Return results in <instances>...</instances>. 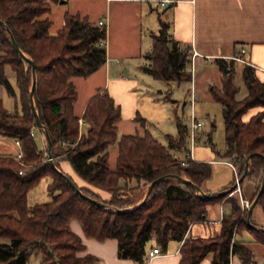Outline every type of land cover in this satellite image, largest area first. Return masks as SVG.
<instances>
[{"label":"trees","instance_id":"16d2710c","mask_svg":"<svg viewBox=\"0 0 264 264\" xmlns=\"http://www.w3.org/2000/svg\"><path fill=\"white\" fill-rule=\"evenodd\" d=\"M58 1L0 0V19L4 23L0 24V84L15 100L9 110L0 98V134L20 141L25 163L0 155V264H26L31 253L40 254V264H101L92 254L77 255L84 244L69 228L73 218L81 222L88 236L116 238L118 256L137 262L147 260L150 240L162 250L169 239H176L182 240L179 264H198L209 251L213 253L210 264H229L234 253L245 264H256L251 250L233 239L234 232L245 229L264 244V231L253 228L246 220L247 209L244 218L238 219L240 200L229 193L200 195L192 184L174 177L179 175L200 186L211 173L209 162L189 160L187 165L181 164L183 157L175 152L187 148V126L179 117L177 134L167 135V146L148 131L118 136L119 106L106 91H101L86 102L82 113L86 128L79 132L78 116L73 110L76 90L70 77L87 76L105 62V45L101 41L105 40L106 27L88 16L67 12L62 27L51 34L52 22L44 15L50 11L51 3ZM160 25L159 33L153 35L151 63L145 69L165 81L190 80L186 64L191 51L188 47L179 49L175 43L170 45L166 24ZM9 33L20 51L35 63L33 103L48 132L51 159L42 156L35 134H31L32 129L43 133L47 151L44 129L37 126L29 99L31 65L14 48ZM214 61L222 71L220 86L211 88L212 97L222 105L226 148L221 156L235 164L239 175L252 153L245 177L260 172L262 179L264 112H257L247 121L242 120V114L252 106H264V82L256 77L252 66L245 64L242 79L247 93L237 99L238 86L229 63L224 58ZM6 66L14 72V84L5 73ZM136 119L145 123L141 116ZM113 144L117 145V157L111 168L108 149ZM62 160L68 161L84 180L85 184L78 185L68 175L84 196L57 170H61ZM166 174L141 201L148 184ZM45 176L51 178L47 184L49 200L29 206V190ZM131 180L143 183L129 185ZM96 188L109 196L103 197ZM224 198L232 204L231 212L223 214L218 230L209 236L190 234L192 222L206 219L207 205ZM257 204L264 212V188ZM251 223L254 224L252 218Z\"/></svg>","mask_w":264,"mask_h":264},{"label":"crops","instance_id":"0c3cea01","mask_svg":"<svg viewBox=\"0 0 264 264\" xmlns=\"http://www.w3.org/2000/svg\"><path fill=\"white\" fill-rule=\"evenodd\" d=\"M74 2L81 4V12L74 8V11L68 13L85 15L93 21L102 19L106 27L104 40L105 62L87 76L73 75L79 81L90 79L92 80L90 85H93V94L84 100L83 104L78 107L79 109L76 108L78 99L77 86L73 81V76L70 77L76 90L73 110L78 118H82L88 99L101 91H106L112 97L114 103L119 106L121 118L116 123L117 131L124 120L131 119L135 121L136 116H141L138 113L140 105L138 101L137 87L139 82L137 76L140 74L154 78L145 68L151 63L149 54L152 50L153 35L159 33L161 22L166 24V34L170 45L175 43L179 49L188 47L192 53V61L194 57L196 60L197 56H200L205 60H209L210 64L215 66L219 75L217 83L213 85L220 86V78L222 76L220 67L214 61L215 58H224L229 63L233 81L238 86L237 99H241L247 93L242 79V70L245 64L252 66L256 77L264 82V0H169L162 6L158 3V0H65L64 3L72 4ZM56 3H51V9ZM89 5L91 8L97 7V12H101V14L91 13ZM65 13L63 14V23ZM44 17L47 16L44 15ZM194 51L196 52L195 55H193ZM234 56H238L240 59H235ZM186 71L191 74V79L186 80L191 85L193 81V63L191 61L186 64ZM161 81L165 83L166 89L159 90L160 95L154 98L158 101L170 100L168 98L170 86L179 84L183 80ZM12 83H15V79ZM240 83L244 86L243 92L240 91ZM213 85L210 87V93ZM189 92L191 93V87ZM239 94L240 96H238ZM172 100L174 101V99ZM260 111L264 112V106H252L242 114V120L247 121L252 115ZM245 113L246 116L244 117ZM141 117L145 120L143 124H147L148 120L146 117ZM85 128L86 123L79 126V132L84 131ZM145 131L152 135L147 128H144L143 133ZM168 134H166V139ZM176 134L177 131L175 134L170 135L176 136ZM36 138H38L43 148L42 134L37 133ZM197 140H199L198 134L196 136ZM164 145H168V140L167 144ZM200 148L201 146H198V149ZM204 148L208 152L206 154L201 153L194 161L209 162L213 164V167L210 176L201 182L200 187L203 191L211 194L229 188L236 176L238 177V172H234L228 158L221 156L225 149L218 151L214 145L211 149L207 146H204ZM17 151L18 147L15 144V138L0 134V155L10 156ZM176 154L181 156V150H176ZM116 157L117 154L113 165L110 164L108 158L111 168L115 166ZM60 165L64 173L71 176L74 180H79L81 184H85L84 180L74 172L68 161L62 160ZM222 171L224 172L221 173ZM242 181L238 184L239 190L234 188L229 193L232 195L239 193L241 196L240 204L241 199H247L243 198L241 194ZM257 205L256 203L251 210V218L258 224H264V218L259 219L255 211ZM227 211L228 206L224 202L209 204L207 206V219L191 223L189 233L208 236L212 232H209L208 228L204 227V224H214L215 229L218 230L220 218ZM197 224H201V226ZM68 225L70 230L78 235L84 244V248L78 251L77 255L92 254L101 264H179L181 258L180 247L182 240L169 239L166 247L160 250V254L149 260L137 262L130 258L118 256V241L116 238L98 239L88 236L85 234L81 222L75 218L71 219ZM234 239L242 241L251 250L253 262L264 264V244L257 242L247 231L242 232L238 238L235 234ZM152 246L159 247L153 239L147 243L148 251ZM254 247L255 249L258 248L259 253H256ZM31 254L38 257L35 264H40V254L39 256L35 253ZM212 256V251H209L200 259L198 264H210ZM29 258L26 264L29 262ZM229 264L245 263L238 254L234 253L230 255Z\"/></svg>","mask_w":264,"mask_h":264},{"label":"rangeland","instance_id":"374dc122","mask_svg":"<svg viewBox=\"0 0 264 264\" xmlns=\"http://www.w3.org/2000/svg\"><path fill=\"white\" fill-rule=\"evenodd\" d=\"M64 2L58 1L56 5L52 7L51 11L45 14V16H47L48 19L51 20L52 22L49 28V31L51 33H55L62 26L63 14L66 11L71 12L74 11L73 10L74 8H77L78 11L81 12L80 7L82 6L80 3L74 2L72 4L69 3L66 4ZM88 7L91 13H95L97 15L101 14V12H97V7L91 8L90 5ZM189 61L193 63L192 84L190 85V83H187L186 80H183L179 84H172L170 86V94L168 96L170 100L158 101L154 99L155 97H157V95H160L159 90L166 89V85L163 81L159 79H154L152 77H149L148 75L139 74L137 76L139 82V85L137 87L138 97H139L138 101L140 105L139 106L140 108L138 109V113L139 115L146 117L148 122L147 124H143L138 119H136L135 121L131 119H126L119 125V130L117 131L118 136L122 135V133L142 134L144 128H147L155 138H157L163 144H167L166 134L167 133L175 134L177 131L176 117H179L183 123L189 126L190 115H191L190 100L192 98L194 115L196 116L197 119L201 120L203 123V125L197 129V132L200 131L199 133H197L199 135V140L197 141L195 140L194 142L195 159L201 153L206 154L208 152V150L205 149L204 146L205 147L207 146L209 147V149H211L212 146L214 145L215 149H217L218 151H223L225 149L226 143H225V134H224L222 105L219 101L215 100L210 93L211 85L217 83L218 81L219 72L214 65L210 64L209 60H205L200 56H197L196 60L194 57L192 61V53ZM5 73L9 78V80L13 82L14 72L10 69L9 66H6ZM73 81L77 86L78 99L76 103V108L79 109L78 107H80L83 104L84 100L93 94V85L92 84L90 85V82H92V80L89 79V80L79 81V79H77L76 76H73ZM240 86H241L240 91L243 92L244 91L243 84L240 83ZM190 87H191V93L189 92ZM213 87L215 88L218 86L213 85L212 88ZM238 96H240V94ZM0 98L2 99L3 105L7 109H13L15 105V100L12 96H10L6 92L5 88L1 84H0ZM172 99H174V101ZM245 116L246 113L244 114V117ZM33 131L35 137L37 133H41L43 136L42 132L36 129H34ZM208 136L210 139L208 138ZM36 140L39 146V150H42L41 153L42 156H44L43 152L45 151V138L43 136V144H44L43 148L41 147V143L38 140V138H36ZM198 146H201V148L198 149ZM185 150L184 151L181 150V157L184 156ZM116 154H117V145L113 144L109 147V161L111 165L114 164ZM212 167L213 164L211 163V170ZM223 172L224 171H222L221 173ZM260 179H261L260 172L258 174H254L253 176L245 177L243 179L242 181L243 185L241 186V194L243 198H247V200H249L250 202V199L254 195L255 190L260 186L261 183ZM50 180L51 178L49 176H45L34 187H32L29 190L27 196V202L29 206H32L34 203L45 202L49 200L47 184L50 182ZM75 181L78 185L81 184L79 180H75ZM137 183L141 184L143 183V181L141 180L137 182L135 180H131L129 182V185H133ZM96 192H99L100 195L106 198L109 196L108 193H105L104 191H101L97 188H96ZM228 196L229 195H227L226 197ZM240 197L241 196L239 193L231 196V198H234L235 200L238 199L240 200ZM222 202L226 203V206H228V211L226 213L230 214L232 204L228 201H225V198L219 202L212 204H219ZM246 209L247 208L242 209L241 207L238 219L244 218ZM255 211L257 212L259 219L264 218L263 211L259 207V205L256 206ZM221 218H220V224H221ZM196 221H203V220H196ZM253 221L257 226L264 227V224H258L255 222V220ZM197 225L201 226V224H197ZM204 227H207L209 232H212L211 234H208V236L214 234L217 231L215 229L214 224H204ZM244 231L246 230L239 229L236 233L234 232L233 239L235 234L238 238V236ZM193 235L196 234L194 233ZM255 251L256 253H259L258 248H256ZM29 257H28L29 262L27 264H35L38 257H36V255L34 254H30Z\"/></svg>","mask_w":264,"mask_h":264},{"label":"water","instance_id":"95a60500","mask_svg":"<svg viewBox=\"0 0 264 264\" xmlns=\"http://www.w3.org/2000/svg\"><path fill=\"white\" fill-rule=\"evenodd\" d=\"M60 2H64V0H59ZM0 24H4L3 21L0 19ZM9 36H10V39H11V42L14 46V48L19 52V54L21 56H23L24 59H26L30 65H31V70H32V75H33V81H32V84H31V87H30V91H29V99H30V103H31V108H32V112L35 116V120H36V124L38 127H42L44 129V134H45V137L47 139V154L49 156V158L51 159V147H50V140H49V136H48V132L47 130L43 127L41 121H40V118L36 112V109H35V106H34V103H33V90H34V83H35V80H34V76H35V63L32 59L28 58L27 56H25L19 49L18 45L16 44V41L14 40V37L12 36L11 33H9ZM228 70V69H226ZM252 153L249 154L246 158V163L244 165V168L242 170V172L238 175L237 179L235 180L234 184L231 185L229 188L225 189V190H222V191H219V192H216L214 194H206L204 193V191L202 190V188L199 186V185H196L194 184L191 180L187 179V178H183L179 175H174L175 178H177L178 180H181L182 182H187V183H190L192 184L197 192L200 194V195H204L206 197H210V196H214V195H222V194H227V193H230L234 188H236V186L243 180V178L245 177V175L247 174L248 172V160L249 158L251 157ZM261 156L263 157V162H264V156L261 154ZM62 175L63 177L65 178V180L71 185V187L76 191L78 192L79 194H81L82 196H84V194L80 191V189L78 188V186L75 184V182L64 172H62L61 170L57 169ZM167 176L166 175H161L157 178H155L154 180H152L147 188H146V191H145V194H144V197L141 201H143L147 195L149 194L153 184L158 181L159 179L163 178ZM263 188H264V167H263V174H262V179H261V183H260V186L257 190V193L256 195L254 196L253 200L251 201V203L249 204V207L247 208L246 210V220L247 222L255 229H260V230H263L264 231V227H259V226H256L255 224H252L251 223V210L252 208L254 207V205L257 203V199L259 197V195L261 194V192L263 191ZM88 200H90L91 202H94L96 204H99V205H102V206H106L105 203L101 202V201H98L94 198H91L89 196H85Z\"/></svg>","mask_w":264,"mask_h":264},{"label":"built area","instance_id":"2783aa9c","mask_svg":"<svg viewBox=\"0 0 264 264\" xmlns=\"http://www.w3.org/2000/svg\"><path fill=\"white\" fill-rule=\"evenodd\" d=\"M166 1H169V0H158V3L162 6L164 5V3ZM98 24H104V21L102 19L98 20ZM101 43H104V41H101ZM243 51V49H241ZM195 51L193 52V55H195ZM235 59H240L238 56H234ZM242 61H244L243 59H241ZM193 99L191 98L190 100V104H191V115H190V123H189V126H187V149L185 150V154L183 156V158L181 159V164L182 165H187L188 164V161L189 160H195V157H194V142L196 140V134H197V129L203 125L202 121L197 119L196 116L194 115V111H193ZM78 124L79 126L85 124V121L83 118L79 117L78 118ZM34 131L31 130V134H33ZM15 144L17 145L18 147V151L13 154V155H10L11 158L13 160H16L17 162H19L20 164H25L23 161H22V155H23V152H22V148H21V144H20V141L18 139H15ZM43 155L44 157H46L47 159H50L48 154H47V151L45 150L43 152ZM229 164L230 166L233 168L234 172L237 173V169H236V166L235 164L232 162V161H229ZM23 170H19V172H22ZM237 179V176L235 178V180ZM236 189L239 190V186L237 185L236 186ZM249 200L247 199H241V207L242 209H245V208H248L249 207ZM161 251H160V248L159 247H152L151 249H149V251L147 252V259H151L152 257L160 254Z\"/></svg>","mask_w":264,"mask_h":264}]
</instances>
